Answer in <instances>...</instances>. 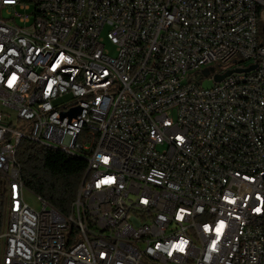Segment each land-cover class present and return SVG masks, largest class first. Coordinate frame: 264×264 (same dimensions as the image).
I'll return each mask as SVG.
<instances>
[{"label": "built area", "instance_id": "2783aa9c", "mask_svg": "<svg viewBox=\"0 0 264 264\" xmlns=\"http://www.w3.org/2000/svg\"><path fill=\"white\" fill-rule=\"evenodd\" d=\"M262 12L0 0V264H264ZM23 139L93 159L68 214L25 200Z\"/></svg>", "mask_w": 264, "mask_h": 264}, {"label": "trees", "instance_id": "16d2710c", "mask_svg": "<svg viewBox=\"0 0 264 264\" xmlns=\"http://www.w3.org/2000/svg\"><path fill=\"white\" fill-rule=\"evenodd\" d=\"M48 148L27 139L20 141L16 158L25 186L63 214H68L88 166L85 156ZM6 206L0 175V218Z\"/></svg>", "mask_w": 264, "mask_h": 264}, {"label": "rangeland", "instance_id": "374dc122", "mask_svg": "<svg viewBox=\"0 0 264 264\" xmlns=\"http://www.w3.org/2000/svg\"><path fill=\"white\" fill-rule=\"evenodd\" d=\"M258 27L260 30L264 29V12L261 13L259 19H258ZM228 67V66H226ZM231 67H234V65L231 64ZM221 68H217V70L219 71ZM215 80L213 78H209V77H205L204 81H203V86L204 87H210L212 85H214ZM13 120L12 125L13 126H17L16 122H15V117L14 114L11 117ZM25 200L28 202V204L36 209V210H40L42 208V203L39 201V199L37 198V195H35L33 192H31L30 190H27L25 192ZM0 261H1V245H0Z\"/></svg>", "mask_w": 264, "mask_h": 264}, {"label": "bare ground", "instance_id": "6f19581e", "mask_svg": "<svg viewBox=\"0 0 264 264\" xmlns=\"http://www.w3.org/2000/svg\"><path fill=\"white\" fill-rule=\"evenodd\" d=\"M49 145H59V137H49ZM59 149L70 154L69 146H59ZM72 155L85 156L87 158V153H71ZM88 166L91 168L93 166V159H87ZM120 237H127V230H120Z\"/></svg>", "mask_w": 264, "mask_h": 264}, {"label": "water", "instance_id": "95a60500", "mask_svg": "<svg viewBox=\"0 0 264 264\" xmlns=\"http://www.w3.org/2000/svg\"><path fill=\"white\" fill-rule=\"evenodd\" d=\"M254 66H251L250 68H248L247 70H249V69H251V68H253ZM214 70V67H209V68H205L204 70H203V73H204V75H208L211 71H213ZM232 71H240L239 69H234V70H230V71H228V72H226V73H224V74H216V76H215V79L216 80H221L224 76H226V75H228L230 72H232ZM79 112V109H77V110H75L73 113H74V115L76 114V113H78Z\"/></svg>", "mask_w": 264, "mask_h": 264}, {"label": "flooded vegetation", "instance_id": "af4514ba", "mask_svg": "<svg viewBox=\"0 0 264 264\" xmlns=\"http://www.w3.org/2000/svg\"><path fill=\"white\" fill-rule=\"evenodd\" d=\"M216 67H218V66H216ZM216 67H215V68H216Z\"/></svg>", "mask_w": 264, "mask_h": 264}]
</instances>
